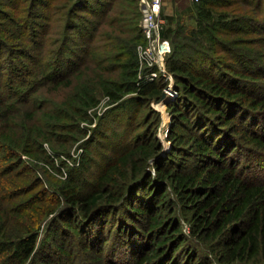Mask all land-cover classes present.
<instances>
[{
    "label": "trees",
    "instance_id": "16d2710c",
    "mask_svg": "<svg viewBox=\"0 0 264 264\" xmlns=\"http://www.w3.org/2000/svg\"><path fill=\"white\" fill-rule=\"evenodd\" d=\"M190 11L161 154L138 0H0V264H264V0ZM100 95L126 124L67 164Z\"/></svg>",
    "mask_w": 264,
    "mask_h": 264
},
{
    "label": "rangeland",
    "instance_id": "374dc122",
    "mask_svg": "<svg viewBox=\"0 0 264 264\" xmlns=\"http://www.w3.org/2000/svg\"><path fill=\"white\" fill-rule=\"evenodd\" d=\"M191 2L189 0H162L161 10L163 16H171V15H181L184 21H186L187 24H190L193 22V17L190 15ZM178 17V16H177ZM163 19V17H161ZM165 23V22H164ZM164 26V24H163ZM161 48L162 52L165 56L170 53L171 51V44L168 39H162L161 40ZM161 78L159 77L158 80ZM60 94V93H59ZM99 94V93H97ZM61 95H55L54 97H48L49 99L53 100V102H57V100L60 98ZM98 108H92L87 111V117L86 119L80 121L78 127H79V134L77 136L76 141L71 146L68 155H62V159L65 160L69 157L74 158L76 162V155L79 152V150H82L84 147V144L87 146L90 142V140H93V135L95 136V132H102V126L104 127V130H107L108 134H110V130H117L120 131L121 127L120 125L126 124L125 117L121 116L120 113H109L112 109L111 105L107 103V101L100 95L98 97ZM170 97H166L164 102H160L158 104H151V108L161 114V124L157 128V131L155 133L156 138L158 139L159 143L162 146V153L168 150V147L170 145L168 141V130L170 127V116L168 115L166 111V100H168ZM171 99V98H170ZM43 106H46L48 108L47 103L44 101ZM103 117H106V122H101V119ZM103 134V133H102ZM97 136V135H96ZM100 140V139H99ZM109 140V139H108ZM104 141V140H103ZM110 141V140H109ZM45 145V144H44ZM47 148L48 146L45 145ZM91 149L93 147H90ZM108 150V149H107ZM107 150L102 151L104 154H106ZM111 150V149H110ZM96 152H98L96 150ZM82 153V152H81ZM99 153V152H98ZM23 158H26L23 156ZM59 161H56V163ZM58 164V163H57ZM68 164V163H67ZM65 170V169H64ZM149 170H152V168H149ZM50 175H54V172L51 170ZM50 173V172H49ZM253 175L255 177H258V171L252 170V172L246 173ZM57 179L56 175L52 176V180ZM183 228L186 230L187 226L186 224H182Z\"/></svg>",
    "mask_w": 264,
    "mask_h": 264
},
{
    "label": "built area",
    "instance_id": "2783aa9c",
    "mask_svg": "<svg viewBox=\"0 0 264 264\" xmlns=\"http://www.w3.org/2000/svg\"><path fill=\"white\" fill-rule=\"evenodd\" d=\"M190 2H197L198 0H189ZM162 0H138V7L142 14L140 21V29L144 37V43L137 46V59L139 69H149L140 74L139 79L143 82H153L159 77L165 82L162 92L166 97H173L176 94L172 75L166 70L165 56L162 52L161 43L162 38L160 32L162 30L164 19L161 18ZM142 72V71H141ZM166 100L169 101L171 99ZM165 100H163L164 102ZM162 102V101H160ZM156 102L154 104H158ZM99 107V104L96 108ZM81 154V150L77 153L76 162ZM25 159V158H24ZM74 158L65 159L66 163L70 164ZM60 177L65 176L64 169L60 168Z\"/></svg>",
    "mask_w": 264,
    "mask_h": 264
},
{
    "label": "water",
    "instance_id": "95a60500",
    "mask_svg": "<svg viewBox=\"0 0 264 264\" xmlns=\"http://www.w3.org/2000/svg\"><path fill=\"white\" fill-rule=\"evenodd\" d=\"M165 98H166V94L164 92H162V94H161V100L160 101H163Z\"/></svg>",
    "mask_w": 264,
    "mask_h": 264
}]
</instances>
